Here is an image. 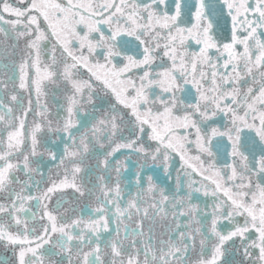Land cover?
<instances>
[{
  "label": "snow or ice",
  "instance_id": "1",
  "mask_svg": "<svg viewBox=\"0 0 264 264\" xmlns=\"http://www.w3.org/2000/svg\"><path fill=\"white\" fill-rule=\"evenodd\" d=\"M0 250L264 264V0H0Z\"/></svg>",
  "mask_w": 264,
  "mask_h": 264
},
{
  "label": "flooded vegetation",
  "instance_id": "2",
  "mask_svg": "<svg viewBox=\"0 0 264 264\" xmlns=\"http://www.w3.org/2000/svg\"><path fill=\"white\" fill-rule=\"evenodd\" d=\"M221 24H222V21H221ZM0 255H3V250H0Z\"/></svg>",
  "mask_w": 264,
  "mask_h": 264
}]
</instances>
